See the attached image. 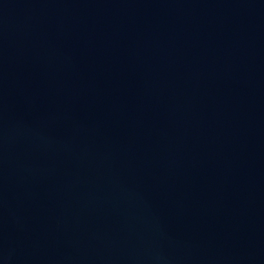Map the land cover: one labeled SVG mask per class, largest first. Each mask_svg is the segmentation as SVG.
Returning a JSON list of instances; mask_svg holds the SVG:
<instances>
[{"label":"water","instance_id":"95a60500","mask_svg":"<svg viewBox=\"0 0 264 264\" xmlns=\"http://www.w3.org/2000/svg\"><path fill=\"white\" fill-rule=\"evenodd\" d=\"M0 264H264V0H0Z\"/></svg>","mask_w":264,"mask_h":264}]
</instances>
